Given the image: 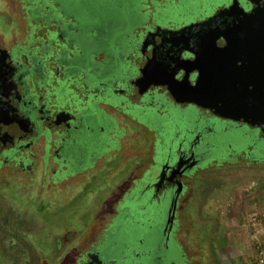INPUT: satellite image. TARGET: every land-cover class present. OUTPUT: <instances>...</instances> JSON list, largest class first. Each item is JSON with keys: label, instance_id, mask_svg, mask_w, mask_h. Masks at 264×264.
<instances>
[{"label": "flooded vegetation", "instance_id": "af4514ba", "mask_svg": "<svg viewBox=\"0 0 264 264\" xmlns=\"http://www.w3.org/2000/svg\"><path fill=\"white\" fill-rule=\"evenodd\" d=\"M63 1L64 10H71L78 18L63 25L59 21L55 28L48 29L46 43L41 47L22 48L5 43L0 33V169L9 172L10 178L29 176L33 184L37 178L48 181L50 186L66 184L68 193L65 199H60L62 205L65 200L81 198L77 209L88 213L83 219L77 216L75 222L70 218L66 232L74 230L80 237L68 240V249L73 242L85 238L86 229L97 221L101 207H113L111 219L102 231L94 233L88 245L75 253L70 264H151L137 260L150 255L156 256V264H195L198 259L187 256L179 229L184 220L205 223L199 219L197 203L210 185L209 172L217 166L223 168L224 162L237 165L239 155L264 162V150L258 153L256 142L245 150L230 144L223 156L211 157L217 146L210 137L219 130L230 132L248 126L250 131L244 134L257 132L255 137L264 141V132L245 122L217 115L196 103L179 102L161 85L152 83L145 88V84L137 81L151 59H156L152 62L155 66L159 61L161 66L175 68L176 76L181 78L184 71L179 70V64L196 58L201 43L207 41L201 37L214 31V24L194 27L172 38L167 29H179L185 24L177 28L154 20L132 37L123 59V47L116 45L120 36L119 19H112L109 28L100 22L97 33L92 29L83 37L82 8L77 7L74 0L70 5L69 0ZM94 3L95 0H87V4ZM240 3L246 9L252 6L246 0ZM110 7H114L112 3ZM90 9L94 12L98 7ZM163 9L166 6L157 8L153 13L155 19L164 14ZM118 10L121 12L123 6ZM58 14L56 16L63 20L65 16ZM145 15L147 17L148 12ZM72 26L75 28L71 29ZM64 36L65 41H61ZM74 42L78 46L70 48ZM216 44L223 46L225 39L218 38ZM42 48L49 49L47 54L38 55ZM117 48L121 57L116 56ZM99 49L106 51L102 60H98L95 53ZM124 70L125 74H121ZM196 77L195 69L190 72V80L195 82ZM190 107L196 111L193 119L184 118L190 125L176 128L168 139L159 116L167 118L170 110L177 108L186 117L184 114ZM150 108L154 114H149ZM141 115L146 117L145 121L140 122ZM125 119L142 128L132 130ZM151 119H157L158 124L152 125ZM155 167H159V171ZM71 185L77 190H71ZM118 190L124 193L116 200ZM143 195L149 202L160 205L169 200V207L161 231L163 238L156 249L146 252L140 247L133 248L136 259H132L127 257L137 234L132 227L141 230L143 224L135 219L126 201ZM10 203L13 207L20 206L12 200ZM73 223L78 226L74 227ZM159 227V223L153 221L147 237L139 241L152 240L154 244ZM0 228L6 231L4 234L12 232L8 225ZM205 235L204 231L198 239H206ZM24 249L27 250V246ZM209 260L205 257L201 264H211Z\"/></svg>", "mask_w": 264, "mask_h": 264}, {"label": "rangeland", "instance_id": "374dc122", "mask_svg": "<svg viewBox=\"0 0 264 264\" xmlns=\"http://www.w3.org/2000/svg\"><path fill=\"white\" fill-rule=\"evenodd\" d=\"M71 1H68L69 5ZM74 1L77 7L82 8L80 18L85 23L81 28L83 37L92 29H96L94 31L97 33V25L100 22L109 28L112 19L120 20L117 26L120 36L116 45H122L124 59L130 40L137 36L138 31L144 29V25L156 20L155 23L172 24L179 28L183 24L187 25L213 15L231 0H112L110 3L106 0H95L94 5L87 4V0ZM63 2V0H0V33L3 41L18 44L22 48L41 47L46 43L48 29L55 28L59 23L63 25L67 21L73 22L78 18L71 10H64ZM111 3L114 7H110ZM91 6L98 9L92 12ZM119 6H123L121 12L118 10ZM164 6H166V9H163L164 14L157 15L155 19L153 13L157 12V8ZM58 12L65 16L62 17L63 20L56 16L59 15ZM145 12H148L147 17ZM74 28L75 26L71 27ZM65 37H62L61 41ZM76 46L78 44L75 42L70 44V48ZM48 50L42 48L37 54L45 55ZM95 53L98 60L106 56L103 49ZM116 56L121 57L119 48L116 49ZM123 73L125 74V70L121 74ZM110 95L116 97L112 93ZM149 111L150 115L155 113L151 108ZM134 112L139 114L137 110ZM184 115L186 117H183L177 108H173L167 118L159 116L158 120L162 121L168 139L176 128L189 126L190 121L187 122L184 118L193 119L196 111L190 107ZM139 118L140 122L146 120L144 115ZM125 120L132 130L142 128L139 124L135 126L134 123ZM158 120L151 119V124H158ZM219 131L210 137L217 146L211 157L223 156L230 144L238 150H245L256 142L258 153L264 150V141L255 137L257 132L244 134L250 131L248 126L230 132ZM152 145L150 137V149ZM132 152H135L134 147ZM222 166L223 168L217 166L209 172L211 177L207 182L210 185L202 192L201 200L197 203V214L205 223L201 225L184 220L179 229L180 240L187 251V256L197 257L198 261H194L195 264L204 263L205 257H209L211 264H264V162L249 160L248 157L239 155L237 165L224 162ZM155 169L159 171V167ZM70 188L73 191L77 190L75 185H71ZM66 193L67 185L64 183L50 186L48 181L37 178L33 184L29 176L19 178L13 175L10 178L9 172L0 169V226L5 224L12 227L10 234H4L6 231L0 228V264H70L75 253L88 245L94 233L102 231L106 222L111 219L112 206L101 207L97 221L86 229L88 232L83 235L85 238L73 242L68 249V240L80 237V233L74 230L66 232L70 218L75 222L78 220L77 216L83 219L88 212L83 213L77 209L81 198L77 200L75 198L74 201L65 200L62 205L60 199H65ZM123 193L124 191H116V200ZM147 198L143 195L126 201L132 207L135 219L143 224L141 230L134 225L132 227L137 234L133 237L131 250L127 251L128 258L136 259L133 248L140 247L146 252L155 250L163 238L161 231L167 218L169 200H164L160 205L157 202H149ZM11 200L20 206H11L13 205L10 203ZM50 200L55 203L52 204ZM143 205L145 208H142ZM84 220L89 221L88 218ZM153 221L160 225L157 241L154 244L152 240L140 242L141 237H147L146 233L149 232V226ZM73 226L78 224L73 223ZM204 231L206 239H198ZM62 234L65 235L62 237ZM24 241H27L26 244ZM25 246L27 250L24 249ZM155 257L141 256L137 260L156 264Z\"/></svg>", "mask_w": 264, "mask_h": 264}, {"label": "water", "instance_id": "95a60500", "mask_svg": "<svg viewBox=\"0 0 264 264\" xmlns=\"http://www.w3.org/2000/svg\"><path fill=\"white\" fill-rule=\"evenodd\" d=\"M246 1L252 5L250 9L240 0H232L208 19L167 29L173 38L194 27L214 24V31L201 37L207 41L201 43L196 58L179 64L184 71L181 78L175 68L161 66L159 61L155 66L156 59H151L137 82L145 88L152 83L161 85L179 102L196 103L264 132V0ZM220 37L225 39L223 46L216 44ZM195 69L197 77L192 82L190 72Z\"/></svg>", "mask_w": 264, "mask_h": 264}, {"label": "built area", "instance_id": "2783aa9c", "mask_svg": "<svg viewBox=\"0 0 264 264\" xmlns=\"http://www.w3.org/2000/svg\"><path fill=\"white\" fill-rule=\"evenodd\" d=\"M256 220V217L254 218V221Z\"/></svg>", "mask_w": 264, "mask_h": 264}]
</instances>
